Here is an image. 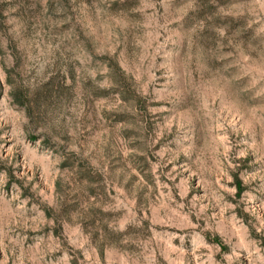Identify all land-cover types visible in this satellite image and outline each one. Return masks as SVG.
Wrapping results in <instances>:
<instances>
[{"label": "rangeland", "instance_id": "rangeland-1", "mask_svg": "<svg viewBox=\"0 0 264 264\" xmlns=\"http://www.w3.org/2000/svg\"><path fill=\"white\" fill-rule=\"evenodd\" d=\"M0 264H264V0H0Z\"/></svg>", "mask_w": 264, "mask_h": 264}, {"label": "trees", "instance_id": "trees-1", "mask_svg": "<svg viewBox=\"0 0 264 264\" xmlns=\"http://www.w3.org/2000/svg\"><path fill=\"white\" fill-rule=\"evenodd\" d=\"M12 95H13L14 100L17 103H19L21 105H26L25 97H24L23 94H20V93H17V92L12 91Z\"/></svg>", "mask_w": 264, "mask_h": 264}]
</instances>
